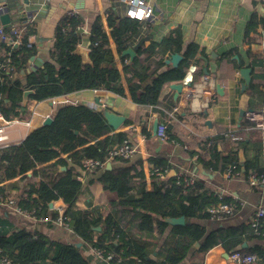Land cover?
<instances>
[{
  "label": "trees",
  "instance_id": "16d2710c",
  "mask_svg": "<svg viewBox=\"0 0 264 264\" xmlns=\"http://www.w3.org/2000/svg\"><path fill=\"white\" fill-rule=\"evenodd\" d=\"M81 22L75 14H67L60 20L56 27L54 49L51 51L56 58L55 62L47 61L43 68L27 73L25 83L20 79L14 80L11 74L27 67L31 55V50L26 45L29 34L24 36L22 44L18 46L13 43H2L6 48V55L0 54V59L7 64V67L0 69V111L4 117L10 119L13 116H22L25 112L22 110V95L28 88L34 90L31 98L36 100L50 99L89 88H103L125 95L122 71L127 76L130 92L136 103H155L167 85L184 78L192 61L203 63L201 58L196 60L199 47L195 43H189L183 53L184 58L177 66L163 71L161 68L165 65V61L162 56L160 54L151 56L150 53L143 55L147 52L145 46L137 48L138 56L133 59L123 55V51L131 47V41L141 29L143 21L128 15L120 16L113 9L108 10V25L122 57V71L115 64L108 34L99 21L91 32L92 61L86 62L75 51L81 41V35L77 32ZM182 43L181 29L174 28L161 42L160 52L166 49L181 51ZM142 64L145 71L153 76L152 83L145 90L133 86V82L141 77L139 68ZM238 66L240 67L241 64L234 68ZM249 67L254 71L251 90L255 94L260 92L264 94V66L261 69L255 65ZM171 130L172 125H168L167 132ZM111 131L102 109H95L81 102L67 103L57 109L51 123L33 129L20 143L3 147L0 152V162L8 179L20 176L22 180L28 177L29 171H32L29 184L16 194L21 206L26 210H35L39 215L47 216L50 202L61 198L69 204L66 214L70 216L69 225L74 233L84 242L114 254L111 258L112 262L119 257L121 264H158L150 257L154 249L151 248L154 244L150 201L152 194L157 223L162 228L160 231L172 225V234L178 237L176 243L167 248L161 264H180L192 249L193 256L189 264H204L205 254L218 244L223 245L229 253L241 250L244 253H253L257 257L253 262L240 264H264V236L256 234L243 219L226 224H203V221L209 217L207 207L212 202L218 201L214 194L215 186L211 185L214 180L224 182L231 191L248 188L246 182L225 180L222 177L227 165L233 159L239 160L240 148H247L251 141L247 140L244 130H239L241 139L231 140L233 146L229 149L225 142V133L215 137L220 139L221 149L218 143L214 142L215 139L209 137L202 139L203 147L214 143L210 149L214 156L211 163L216 174L211 180L197 176L193 183L186 184L182 179L178 181L177 175L168 174L162 179L152 175L155 180L150 193L147 189L142 161L130 164L129 160L115 158L123 160L125 164L113 168H108L106 165L97 166L101 171L99 180L104 188L115 191L119 196L109 203L111 208L116 206L113 211L108 210V207L102 210L100 206H92L91 209L77 208L76 200L83 191L84 181L80 178L76 166L81 167L83 160L88 158L99 159L105 163L113 145L121 143L127 137L123 131L110 134ZM201 151L203 152L204 149ZM188 152L191 156L194 154V151L188 150ZM62 154L67 156L63 157ZM68 159H71L74 165H70ZM205 159L206 156L200 153V160ZM149 161L153 167L161 169H168L167 167L172 165L166 157L157 153L151 155ZM256 162L255 159L246 160L245 177L254 170L264 172V164L256 167ZM42 164L45 165L39 167ZM62 165L66 166L65 170H60ZM175 169L179 171L177 167ZM50 173L53 174L50 179H41L37 182L39 175L44 177ZM252 190L256 192V188ZM137 191L141 193V198L130 199V195ZM4 192L5 188L2 185L0 193ZM231 193L229 197L233 196ZM127 212L133 213L134 217L138 218L137 224L134 225L138 228L135 231L138 234L129 233L128 228L131 237L127 236L128 224L124 221ZM7 213L11 215L8 210ZM180 216L185 217V222L182 224H171L167 220L169 217ZM1 222L0 218V247L15 262L91 264L82 247L76 243L55 242L50 239L46 231H32L15 225L12 229H8L2 227ZM98 226H101L100 230L97 229ZM99 235L104 237L111 235L113 240L107 244L98 243L96 239ZM195 242H198L199 246H195ZM219 252L220 247L210 253V263L213 261L225 264Z\"/></svg>",
  "mask_w": 264,
  "mask_h": 264
},
{
  "label": "crops",
  "instance_id": "0c3cea01",
  "mask_svg": "<svg viewBox=\"0 0 264 264\" xmlns=\"http://www.w3.org/2000/svg\"><path fill=\"white\" fill-rule=\"evenodd\" d=\"M17 2L23 3V0H13L10 3L15 4ZM150 2L155 5V13L152 19L142 20L143 25L141 29L134 35L131 41L132 45L129 48L134 50V57L138 56L137 48L145 46L147 52L143 53V55L150 53L151 56L157 54L162 56L165 61V65L161 68L163 71L174 67L172 63L166 62V59L170 58L175 52L181 53L183 59V53L189 43H195L199 47L196 60L201 58L203 59V63L192 61L184 76L182 92L178 96L176 90L171 88L170 83L164 88L157 102L148 104H139L133 100L127 76L122 71L121 54L117 50L108 25L109 9L115 10L120 16L128 15L129 5L125 0H29V3L25 4L24 8L31 11L32 15H27L19 21H15L16 16L12 15L11 21L13 25L7 28L0 27L5 36L2 37L0 34V54L6 55V48L2 45L4 42L15 44V39L19 38L22 40L26 34H29L27 40H32L31 45L26 43L27 48L31 50L27 67L18 72H13L11 75L14 80L20 79L22 83H25L27 73L38 71L45 66L47 61L55 62L56 58L53 57L51 51L54 49L56 27L65 15L75 14L82 21L77 29V32L81 35V41L78 43L75 51L82 56L84 61H92V59H85L81 52L78 51V48L82 46L88 50L89 55L91 54V32L96 22L99 21L108 34L109 46L114 56L115 64L122 71V83L125 88V95H120L103 88H89L45 100L32 99L30 96L26 108L22 109L25 111L22 116H13L8 119L0 111V116H3V118H0V124L3 123V119L12 120L11 125L7 127L9 139L5 143L0 142V152L5 146L23 141L26 135L33 129L42 126L49 116L53 117L60 106L67 103L81 102L99 110L106 106L126 117L119 128L114 129L111 127L112 131L110 134L123 131L128 138L139 143V152L128 163L133 164L136 161H142L146 185L150 193H152L155 179L151 174L152 165L149 157L156 153L157 155L166 157L168 162L172 164L167 167L168 174L176 175L177 170L175 167L180 171L182 166H185L193 174H196V178L197 176L202 177L199 173L195 172L198 169L201 172L208 173V177L203 178L208 180L213 179L216 170H214L211 163L214 156L211 154L212 150L210 148L214 143H209L206 147H203L201 145L202 139L208 137L213 140L215 139L214 142L218 143L221 149V141L215 137L219 134H226L231 128L238 129L241 125L248 126L249 122L246 119L247 109L250 107H260L264 104L263 92L255 94L251 90L254 71L252 70L251 81L245 89L242 88V83L245 79L240 73V69L245 66L255 65L258 69L264 66V1L150 0ZM174 28H180L182 31L183 43L181 51L166 49L160 52L161 42ZM15 46L18 45L15 44ZM127 56L130 59L134 58L131 55ZM239 64H241L240 67L234 68ZM5 67H7V64L0 59V69ZM205 68L208 69L207 73L211 75L210 84L215 89V93L211 99H207L201 93L200 82L202 75L206 73ZM139 73L141 77L133 82V86L145 90L152 83L153 76L145 71L143 64L139 68ZM181 81L178 80L176 82ZM218 84L223 87V94L218 91ZM6 100L8 101V99ZM241 110H245L243 115L241 114ZM158 122H166L167 126L172 125V130L165 139L160 138L158 133L154 134V124ZM239 130H244L245 136L248 138L247 140H251L247 148L240 149L244 150L246 160L248 158L254 159V155L252 154L254 148L251 144H255V141L257 142L260 137V143L264 146L262 133L255 128ZM173 135L174 137L172 138ZM231 140L228 136L225 137V142L229 146L228 149L233 146ZM201 149H204V151L202 152ZM188 150L194 151V154L191 156ZM200 153L206 156L204 161L200 160ZM68 162L70 165H74L71 159H68ZM108 163H110V167L107 166ZM122 164H125V162L121 159H108L104 163V166L113 168ZM43 165L45 164L39 165V167ZM76 169L80 174L84 173L81 167L76 166ZM224 171L222 172V177L225 180H231L225 178ZM254 171L258 174L262 173L259 170ZM100 172L99 168L96 167L93 171H87L81 177L84 181V188L76 200L77 208L91 209L92 206H100L102 210L108 207V210L113 211V208L116 207L111 208L109 203L118 199L119 196L115 191L104 188L102 182L99 180ZM31 175L32 171H29L27 173L28 177L25 179L21 180L20 176L8 179L5 175L4 166L0 162V186L4 185L5 191L12 195L13 193L15 195L16 193H20V189L29 184ZM52 175V173L44 177L39 175L37 182L41 179L48 180ZM211 185L215 186V192L220 187L230 190L233 196L229 197L230 194H228L226 196L227 200L235 201L234 196H239V198L243 199L239 200V202H244L246 199L252 202V204L241 202L239 203L238 212L234 217L228 218L223 222L214 221L208 217V219L203 221L204 225L226 224L242 219L246 223V220L254 212L253 205L261 197H264V192L257 188L256 192L252 190V187L248 186L246 190L231 191L224 182L217 180H214V183L212 182ZM141 196V193L137 191L130 195L129 198L138 199ZM150 201L152 205L151 216L154 243L151 247L154 249L150 257L158 264H161L167 248L175 244L178 237L172 234V225L160 231L162 228L157 223L152 194H150ZM216 203L212 202V204ZM68 207L69 204L61 198L52 200L49 204L50 210H48L47 216L54 219L45 224L28 216H25L20 221L16 216L13 217L8 214L5 209L1 212L2 209L0 208V218L1 223H3L1 226L12 229L14 225L17 226L20 222L21 226H24L27 230L48 232L50 239L55 242L76 244L81 242L84 254L90 259L91 264H113L114 262H112L111 258L114 254L110 251L102 248L103 256L99 255L96 251L98 247L84 242L81 237L74 233L70 226H60L54 221L61 213H66ZM118 212L120 213L119 210ZM124 221L128 224L126 227L127 236L131 237L129 233L137 235L138 232L135 231L138 228L134 225L137 224L138 218L134 217L133 213L127 212L125 213ZM112 238L111 235L108 237L99 235L96 241L107 244L113 240ZM218 247H220L219 255L224 259L225 264H236L229 259V255L226 254L228 251L221 244L214 246L205 254L204 264H221L220 262H209L210 253ZM192 256L193 249L189 251L180 264H189Z\"/></svg>",
  "mask_w": 264,
  "mask_h": 264
},
{
  "label": "built area",
  "instance_id": "2783aa9c",
  "mask_svg": "<svg viewBox=\"0 0 264 264\" xmlns=\"http://www.w3.org/2000/svg\"><path fill=\"white\" fill-rule=\"evenodd\" d=\"M128 5V16L131 18H137L139 20H148L152 19L155 13V5L150 2V0H125ZM264 1V0H263ZM0 34L2 37L4 33L2 29H0ZM22 40L17 38L14 40V43L17 45L22 44ZM28 45L32 44V40H27ZM127 61V59H125ZM211 75L209 73H205L201 78V93L207 98L211 99L215 93V89L210 84ZM0 118H3L1 115ZM246 119L249 122L248 126H242L240 128H231L226 132V136L231 138L232 140L241 139L242 135H239V129H249L255 128L259 130L264 137V104L260 107H250L246 111ZM12 120L3 119V123L0 124V142L5 143L9 139V135L7 133V127L11 125ZM158 136L162 139L168 137L167 132V123L166 122H158ZM139 152V143L133 141L131 138H125L121 143L113 145V147L109 151L108 159L122 158L126 160L133 159L136 154ZM63 157H66V154H62ZM264 157V155H263ZM97 166H104V162L95 158H88L83 160L81 165L82 172L86 173L87 171H93ZM57 167V166H55ZM152 175L157 176L156 178L162 179L168 175L167 169H161L160 167L152 166ZM83 173V174H84ZM244 171L242 168V163L238 159H233L226 167L224 171V176L227 179L231 180H241L248 184V187L258 188L264 192V172L258 174L255 171H251L247 177L244 175ZM80 174V178L83 176ZM178 176V181L182 179L184 183L191 184L196 179V174H193L187 167L182 166L180 171L176 172ZM230 190L220 187L216 190L215 194L218 197L219 201L216 204H211L207 207V212L209 215V219L223 222L228 218L234 217L239 208V200H243L239 198V196H234L235 201H230L226 199V196L230 194ZM237 199V201H236ZM251 203L246 200L243 203ZM0 208L5 209V211H9L11 214H14L20 221L24 219L25 216L31 217L42 224H45L49 221H52V217L39 215L35 210H26L24 209L19 199L8 193H0ZM254 212L249 216L246 220V224L249 225L256 234L264 236V197H261L259 201H257L254 205ZM70 216H68L65 212L61 213L59 217H57L54 221L58 223L60 226L69 227ZM18 228H25L21 226L19 222L16 226ZM97 253L103 256V251L101 248H97ZM256 255L253 253H244L241 250H235L232 253H229V259L236 264L240 263H249L256 260ZM0 264H21L15 262L13 258L6 253L0 247ZM113 264H121V258H117V260ZM147 264V263H144Z\"/></svg>",
  "mask_w": 264,
  "mask_h": 264
},
{
  "label": "water",
  "instance_id": "95a60500",
  "mask_svg": "<svg viewBox=\"0 0 264 264\" xmlns=\"http://www.w3.org/2000/svg\"><path fill=\"white\" fill-rule=\"evenodd\" d=\"M13 0H0V27H11L13 25L11 18L12 15L16 16V20L15 21H19L21 20V18L26 17L27 15H32L31 11H28L24 8L25 4L29 3V0H23V3H10ZM13 12V14H12ZM78 51L81 52V54L83 55V57L87 60H91L89 52L86 48H83L82 46H80L78 48ZM123 54L125 55H131L132 57H134L135 52L132 48H127L126 50H124ZM182 54L175 52L173 53L170 58L166 59V62H170L173 64V66H177L181 59H182ZM23 72V71H22ZM205 72H208V69L205 68ZM251 72H252V68L245 66L243 68L240 69V73L241 75L244 77L245 81L242 83V88L245 89L247 84L250 83L251 81ZM24 73V72H23ZM184 78L182 79L181 82H174L171 83V88H173L174 90H176V94L177 96L182 92V88L184 85ZM190 84V82H189ZM217 89L218 91L223 94L224 90L223 87L218 84L217 85ZM34 93L33 89H25L23 91V98H22V109L24 110L27 106V103L30 99V96ZM103 114L108 122V124L113 127L114 129L119 128V126L124 122V120L126 119V117L118 112H115L114 110H112L109 107L104 106L102 108ZM245 110H241V114H244ZM53 120V117L49 116L43 123V125L49 124L51 123ZM157 130H158V123L154 124V134H157ZM162 141V140H160ZM239 158L240 161L242 162V168L243 171H246V166H245V162H246V157L244 155V150L240 149L239 151ZM108 167H110V163L107 164ZM61 170H65L66 166L62 165L60 166ZM197 173H199L202 177L207 178L208 177V173L206 172H201L198 169L195 171ZM175 173V172H174ZM173 173V174H174ZM167 220L171 223V224H182L185 222V217L184 216H180V217H169L167 218ZM101 227L98 226L97 229L99 230ZM78 246H81V242L77 243ZM195 246H199L198 242H195ZM243 246H245V243L243 244ZM227 255H229V253H226Z\"/></svg>",
  "mask_w": 264,
  "mask_h": 264
},
{
  "label": "rangeland",
  "instance_id": "374dc122",
  "mask_svg": "<svg viewBox=\"0 0 264 264\" xmlns=\"http://www.w3.org/2000/svg\"><path fill=\"white\" fill-rule=\"evenodd\" d=\"M258 139L259 140L257 142L254 140L255 141V144L254 143L251 144V146L254 148L252 154L254 155L255 161H257L256 162V167H259L260 165H262L263 164V161H264V158H263V155H264V146L260 143L261 138L259 137ZM248 155H249V149H248ZM244 186H246V185H244ZM13 195L16 196L15 193H13ZM3 211H4V209L2 208L1 212H3ZM11 215L13 217H15L14 214H11Z\"/></svg>",
  "mask_w": 264,
  "mask_h": 264
}]
</instances>
